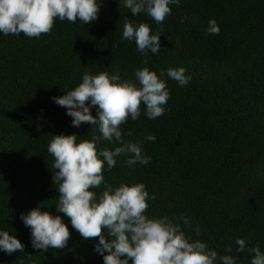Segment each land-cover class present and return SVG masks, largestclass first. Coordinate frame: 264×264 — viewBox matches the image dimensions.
Returning a JSON list of instances; mask_svg holds the SVG:
<instances>
[{
  "label": "trees",
  "instance_id": "trees-1",
  "mask_svg": "<svg viewBox=\"0 0 264 264\" xmlns=\"http://www.w3.org/2000/svg\"><path fill=\"white\" fill-rule=\"evenodd\" d=\"M170 7L171 15L157 25L145 13L132 16L121 0H102L95 22L57 18L39 38L0 35V229L25 246L11 255L0 251V264H103L94 251L98 238L85 240L56 212V170L47 151L52 135L90 139L93 130L84 123L73 127L52 98L65 94L66 85L75 87L85 72L118 70L134 79L143 67L158 75L184 67L191 80L180 87L165 75L170 97L164 115L148 119L141 106L138 120L121 125L125 140L156 137L143 144L150 162L129 167L121 155L110 171L105 165V179L143 182L156 197L148 201L149 215L186 216L190 227L179 222L187 235L218 255L236 257L237 264H250L252 257L236 251L238 237L248 247L259 242L264 251V0H180ZM126 19L147 23L153 33L162 29L161 49L148 53L147 65L135 42L121 39ZM210 19L219 35L207 34ZM37 206L68 224L65 249L31 246L30 229L19 217Z\"/></svg>",
  "mask_w": 264,
  "mask_h": 264
},
{
  "label": "clouds",
  "instance_id": "clouds-1",
  "mask_svg": "<svg viewBox=\"0 0 264 264\" xmlns=\"http://www.w3.org/2000/svg\"><path fill=\"white\" fill-rule=\"evenodd\" d=\"M102 0H0V35L39 38L52 30L54 21H69L82 25L98 19ZM132 16L145 13L157 25H162L172 13L170 5L179 6L180 0H121ZM161 32L153 33L147 23L125 20L122 40L134 41L136 51L148 63V53L161 49ZM208 35H219L215 19L208 21ZM184 67L157 72L148 67L134 71V79H124L117 70L97 74L85 72L75 87L65 86V94L53 97L54 103L66 109L73 127L90 125L93 134L83 139L75 133L52 135L47 151L54 158L56 170L53 183L58 192L56 212L70 218L72 229L85 240L98 238L94 251L102 256L103 264H237L232 255H218L201 239H193L181 226L190 227L186 216L149 215L150 196L143 182L109 183L104 176L105 165L111 170L116 158L127 156L126 164L147 165L150 157L143 151L144 140L154 142L148 134L144 140H125L122 124L129 118L136 121L143 113L148 119L164 115L170 97L167 78L180 87L188 85L190 75ZM95 109V115H93ZM98 133V134H97ZM131 135V131L127 133ZM108 141L116 146L98 148ZM99 190V191H97ZM34 207L20 214L24 226L30 229L33 249H65L71 237L69 226L61 215H53ZM199 237V227L195 229ZM236 251L252 254L250 264H264V251L259 242L248 247L244 238H236ZM24 244L8 231L0 229V251L11 255ZM232 252V247L225 249Z\"/></svg>",
  "mask_w": 264,
  "mask_h": 264
}]
</instances>
